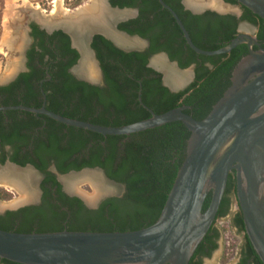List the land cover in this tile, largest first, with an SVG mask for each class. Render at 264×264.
Wrapping results in <instances>:
<instances>
[{
	"label": "trees",
	"instance_id": "16d2710c",
	"mask_svg": "<svg viewBox=\"0 0 264 264\" xmlns=\"http://www.w3.org/2000/svg\"><path fill=\"white\" fill-rule=\"evenodd\" d=\"M179 17L193 44L204 51L225 47L238 36L240 22L257 28L255 34L264 48V20L241 7L242 15H219L205 12L193 15L184 11L181 0H163ZM237 6L235 0H224ZM112 7L138 9L135 19L118 29L149 41L145 52L126 53L102 36H94L91 48L104 76L100 88L77 81L69 70L79 60L68 35L55 31L48 35L32 26L37 42L27 54V72L9 85L0 87V107L40 108L63 117L104 127H122L150 118L139 102L155 114L179 107L203 120L230 86L232 71L248 54L240 45L225 55L205 57L194 53L185 43L171 15L158 0H110ZM43 7L46 5L43 4ZM165 53L180 69L194 66L195 80L183 92L171 93L162 86L161 75L148 67V59ZM190 132L180 123L129 136H102L60 124L46 116L11 110L0 111V164L9 161L25 167L34 166L45 175L41 182V202L0 215V230L5 232H131L156 222L164 207L177 173L183 163ZM54 165L60 174L83 169H102L107 177L125 186L122 197L103 201L90 210L76 198L66 195L55 176L48 172ZM212 197L204 202L207 210ZM12 194L0 188V201ZM230 227L243 234L236 264H263L248 240L236 197L235 172L229 174L214 224L196 248L189 264H203L218 249L221 232L218 220L231 215ZM226 243L221 257L228 264L234 257L236 242L223 228ZM228 233V234H227ZM6 264H16L3 260Z\"/></svg>",
	"mask_w": 264,
	"mask_h": 264
},
{
	"label": "water",
	"instance_id": "95a60500",
	"mask_svg": "<svg viewBox=\"0 0 264 264\" xmlns=\"http://www.w3.org/2000/svg\"><path fill=\"white\" fill-rule=\"evenodd\" d=\"M195 1L200 5L198 8L189 6L184 0L186 9L194 15L212 11L219 15H233L239 19L242 15L241 6L264 20V0H235L238 4L235 10L232 9L233 5L218 0L226 8L225 11L208 7L205 4L206 0ZM104 3L110 11L128 13L124 18L114 20L109 25V29L126 40L136 41L139 47L132 48L117 44L102 30L98 20L88 18L82 24H73L74 28L81 30L83 34L99 79L93 81L85 76H79L75 73V69L79 66L82 57L74 43L72 31L67 25L58 23L48 27L41 20L54 17L56 22L64 19L74 21L73 19L82 16L81 12H84V8L89 3L68 13L61 12L58 16H54L52 11L45 14L40 9L33 10L30 6V12L39 19L27 18L26 22H22L24 31L22 47L10 52L12 57H19L21 66L13 68L8 75L4 74L0 79V87L9 85L20 73L27 71L24 53L27 45L32 42V39H28V24L31 21L49 34L55 31L67 34L72 47L79 54L78 62L69 73L77 81L100 88L105 87L96 53L91 48L93 37L102 36L117 49L126 53L145 52L149 48V41L118 29L121 22L137 16L135 9L112 7L109 0H104ZM158 3L171 15L186 45L194 53L213 57L228 54L240 45H246L248 49V54L241 58L232 71L230 86L203 120H195L186 114L185 111L190 109L186 106L163 114H155L142 103L140 93L138 100L148 111L150 118L122 127H104L69 119L48 111L44 104L40 108L0 107V111L20 110L43 115L60 124L102 136H129L180 122L190 132V136L186 144L185 158L160 216L152 225L131 232L61 231L20 234L0 230L1 260L16 264H189L196 248L214 224L229 174L235 172L237 204L242 214L245 234L264 264V48L255 36L257 28L249 23L240 22L239 34L229 44L219 50L204 51L193 44L177 14L163 0H158ZM158 57L164 59L178 73L188 74V79L180 86L172 88L165 79L164 71L154 65V60ZM148 67L161 75L162 86L174 94L185 91L194 78L193 67L180 69L177 62L170 61L165 53L152 55L148 59ZM9 169L16 173L32 175L30 183L25 181L23 188L25 191L17 192L13 188L18 184L14 178L2 176L7 175L5 171ZM48 172L55 176L66 195L80 199L90 210L97 209L108 198L122 197L126 191L123 184L110 180L100 168L60 174L54 165H51ZM86 173L98 174L107 189L99 190L93 185L91 187L89 184L81 183L77 186L81 193L75 188L66 187L65 179ZM0 176H2L0 188L12 194L15 192L18 196L11 205L4 206L0 203V214L40 205L42 196L40 185L45 175L34 166L21 167L7 161L3 165L0 164ZM86 186L91 193L85 191ZM24 192L26 197L22 198ZM210 192H212L210 204L203 212L204 202Z\"/></svg>",
	"mask_w": 264,
	"mask_h": 264
},
{
	"label": "bare ground",
	"instance_id": "6f19581e",
	"mask_svg": "<svg viewBox=\"0 0 264 264\" xmlns=\"http://www.w3.org/2000/svg\"><path fill=\"white\" fill-rule=\"evenodd\" d=\"M189 1L191 3L195 2L194 0H189ZM205 4L208 7L217 11L226 10V8L218 0H206ZM52 5L53 7L51 13L54 14V16H58V14H60L61 12L64 13L69 12V10L62 8L63 0H52ZM195 5L196 6H193V8H198L200 6L199 3H196ZM10 9L12 10L9 14L10 17L6 18L8 22L5 30L4 43L2 44L4 47H6L8 51L18 50L19 48H21L24 40V35L21 32L22 22L17 18H15L16 16H13V12L15 10L13 5H11ZM26 10H30L29 7ZM81 14L82 16L73 19L74 21L69 19H64L56 22L54 17L41 21L48 27H52L57 23L60 25L62 24L67 25V27L72 31L74 43L79 48L82 57L79 66L75 69V73L79 76H83V77L85 76L86 78L96 81L99 79V75L93 63L92 57L86 48L83 34L81 33V30L74 28L73 24L76 25L82 24L85 21V19L88 18L98 20L102 26V30L108 33L109 36H111V38H113V40L117 44L132 48L139 47L140 45L136 41L126 40L123 37L112 33V31L109 29V25L116 19L124 18L128 13L113 12L108 10V8L104 3V0H90L89 4L86 5V7L84 8V12H81ZM27 16L28 18H34V19L36 18L35 14L32 12H29ZM36 19L38 20L39 18ZM154 65L160 68L162 71H164L165 79L172 88L180 86L188 79V74L178 73L174 68H172V66L168 65L165 62V60L162 59L161 57H158L154 60ZM13 68L15 69L17 67L15 65V62L11 61V65L9 64V67L6 70L5 75L10 74ZM5 174L7 175H2V176L6 178L12 177L18 183L16 187L15 186L13 187L17 192L25 191L23 190V188L25 187V181H28L29 183L31 182L32 175L29 173H25V174L16 173L12 169H9L5 171ZM64 182L66 187L70 189L75 188L77 189L78 192L81 193L82 191L78 190L77 188V186L81 183H86L89 184L90 186L93 185L95 187H98L99 190L107 189V186L102 182L101 177L96 173H86V174L78 175L76 177H69L65 179ZM23 194L24 195L21 197L25 198L26 197L25 192Z\"/></svg>",
	"mask_w": 264,
	"mask_h": 264
},
{
	"label": "rangeland",
	"instance_id": "374dc122",
	"mask_svg": "<svg viewBox=\"0 0 264 264\" xmlns=\"http://www.w3.org/2000/svg\"><path fill=\"white\" fill-rule=\"evenodd\" d=\"M76 0H63V9L68 10H74L72 9V6H70L71 2ZM90 0H77V6H82L85 4H88ZM45 4L46 6L43 7L42 5ZM11 5L14 6V12L13 16H16L18 20L20 19L21 22L27 21V14L30 12V10H26L28 7L30 9V6L33 8V10H41L43 13L48 14L52 11V0H0V79L5 74L7 68L9 67V64L11 65V61L15 62V65L17 68L21 66V62L19 60V57L11 56L10 51L6 49L2 44L4 43L5 39V30L7 26V19L10 17V12L12 9H10ZM76 6V7H77ZM237 6H233L232 9H237ZM24 9V10H23ZM17 61V62H16ZM8 64V65H7ZM85 191L88 193H91V190L88 186H86ZM18 198V196L14 193L12 194V198L9 201H0L2 205H11L15 200ZM237 210L236 203H233V208L231 211V215L228 217L218 220L216 222V227L221 232V237L218 241V249L213 252L210 258L203 260V264H222L221 263V257L224 252V245L226 243V234L223 232V228L228 227V233L230 235V238L236 242V249L234 257L229 261L228 264H236L237 262V254L239 251V248L243 241V234H238L235 229L230 227L231 217L232 214ZM227 233V234H228Z\"/></svg>",
	"mask_w": 264,
	"mask_h": 264
},
{
	"label": "flooded vegetation",
	"instance_id": "af4514ba",
	"mask_svg": "<svg viewBox=\"0 0 264 264\" xmlns=\"http://www.w3.org/2000/svg\"><path fill=\"white\" fill-rule=\"evenodd\" d=\"M77 1V0H76ZM76 1H73V2H71V4H70V6H72V9H75V8H78V6H77V3H76ZM195 1V0H194ZM109 2H110V0H109ZM186 2H187V4L189 5V6H191V7H193V6H196L195 4L197 3L196 1L195 2H190L189 0H186ZM181 4H182V7H183V9H184V11H188V12H190L188 9H186V7H185V5H184V0H181ZM77 6V7H76ZM24 10V9H23ZM68 10V9H67ZM71 10V9H70ZM69 10V11H70ZM135 10L137 11V16H138V9H136L135 8ZM164 10V9H163ZM166 11V10H165ZM207 12H210V11H207ZM212 12V11H211ZM191 13V12H190ZM215 13V12H214ZM193 14V13H192ZM194 15V14H193ZM136 16V17H137ZM135 17V18H136ZM135 18H133V19H135ZM20 20V19H19ZM129 20H132V19H129ZM129 20H127V21H129ZM124 22H126V21H124ZM121 23H123V22H121ZM120 23V24H121ZM119 24V25H120ZM36 26L40 31H44V32H46L45 30H43V29H41L40 28V26L37 24V23H35L34 21H31L29 24H28V28H29V31H28V39H32V42H30L28 45H27V48H26V50H25V53H24V57H25V67H26V69H27V54H28V52H29V50H31V48L33 47V45L37 42V40H35L34 39V37L32 36V32H33V29H32V26ZM22 26V25H21ZM21 29H22V34L24 35V31H23V27H21ZM237 32H238V28H237ZM64 33V32H63ZM46 34H48V35H50L49 33H47L46 32ZM52 34V33H51ZM238 34H239V32H238ZM67 35V34H66ZM69 37V36H68ZM27 39V40H28ZM146 40V39H145ZM29 41V40H28ZM148 41V40H147ZM70 42H71V40H70ZM92 43V42H91ZM22 47V46H21ZM71 48L72 49H74L73 47H72V45H71ZM75 50V49H74ZM76 51V50H75ZM11 52V51H10ZM78 53V52H77ZM191 67H193V73H194V66H191ZM190 68V67H189ZM85 69V68H84ZM27 72V71H26ZM22 73H24V72H22ZM21 74V73H20ZM194 80H195V73H194V78H193V81L191 82V84L194 82ZM190 84V85H191ZM189 85V86H190ZM2 87H4V86H2ZM10 193V192H9ZM12 194V193H11ZM16 211V210H15ZM6 213V212H5ZM0 215H3V214H0ZM0 264H6V263H4L3 262V260H1L0 259Z\"/></svg>",
	"mask_w": 264,
	"mask_h": 264
}]
</instances>
